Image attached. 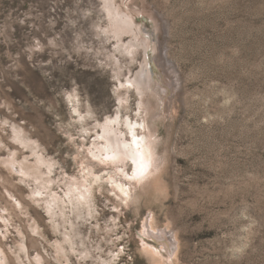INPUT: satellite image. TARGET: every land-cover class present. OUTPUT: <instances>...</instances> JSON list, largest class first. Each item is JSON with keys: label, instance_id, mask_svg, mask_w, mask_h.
Wrapping results in <instances>:
<instances>
[{"label": "rangeland", "instance_id": "374dc122", "mask_svg": "<svg viewBox=\"0 0 264 264\" xmlns=\"http://www.w3.org/2000/svg\"><path fill=\"white\" fill-rule=\"evenodd\" d=\"M0 264H264V0H0Z\"/></svg>", "mask_w": 264, "mask_h": 264}, {"label": "bare ground", "instance_id": "6f19581e", "mask_svg": "<svg viewBox=\"0 0 264 264\" xmlns=\"http://www.w3.org/2000/svg\"><path fill=\"white\" fill-rule=\"evenodd\" d=\"M113 1L114 0H105L106 4L108 6H111ZM132 27H133L132 22L129 19H126L124 17H120V18L116 19V21H115L116 30L118 32H122L123 34L128 33V32H132ZM131 45L133 47L142 46V47H144L145 51H148L150 43L148 42V40H144V41L142 40L141 42L140 41H138V42L132 41ZM153 62L158 63V62H161V60H160V58L159 59L154 58ZM141 65L142 66L140 67V70L138 71V73L136 74V76L133 80V85L135 86V88L137 89L139 94H144L145 92H150V91H151V93H152V91L155 92L154 86L156 83L153 81V78H152L151 67L149 65V61L146 60ZM167 72L168 71L166 70V74H167ZM170 81H171V78H170ZM102 132H103V139L105 140V146L103 148H101L100 151H101V153L103 152L104 154H106L107 157L113 163H116V164L121 163V162L123 163L127 159L128 160L131 159L135 163H138L139 161L144 159L145 154L142 152H139V151L138 152L134 151L133 146L132 145L130 146L129 143L127 144V142L122 138V136L119 135L117 129L107 127ZM152 165L153 166L150 170L156 171L157 167H158V162L157 161H155V163L152 162ZM17 170L23 174L27 173L26 171H24V169H17ZM144 233L149 234L150 232H148L146 230ZM166 240L168 241V239H166ZM166 247L168 248V250L171 253H174L175 249L173 246H170L168 243V245ZM155 252H157V251H155Z\"/></svg>", "mask_w": 264, "mask_h": 264}]
</instances>
